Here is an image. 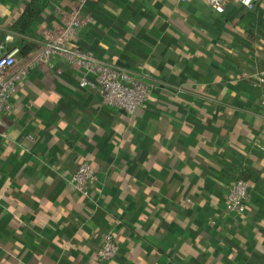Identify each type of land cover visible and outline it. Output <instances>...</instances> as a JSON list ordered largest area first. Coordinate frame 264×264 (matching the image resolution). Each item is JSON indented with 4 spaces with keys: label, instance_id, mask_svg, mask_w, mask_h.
<instances>
[{
    "label": "crops",
    "instance_id": "0c3cea01",
    "mask_svg": "<svg viewBox=\"0 0 264 264\" xmlns=\"http://www.w3.org/2000/svg\"><path fill=\"white\" fill-rule=\"evenodd\" d=\"M0 0V51L30 52L76 0ZM73 41L157 86L132 114L104 106L62 58L19 85L0 114V264H264V0H87ZM98 173L90 195L68 181ZM243 176L248 207H226ZM118 255L102 263L101 234Z\"/></svg>",
    "mask_w": 264,
    "mask_h": 264
},
{
    "label": "built area",
    "instance_id": "2783aa9c",
    "mask_svg": "<svg viewBox=\"0 0 264 264\" xmlns=\"http://www.w3.org/2000/svg\"><path fill=\"white\" fill-rule=\"evenodd\" d=\"M87 0H76L74 8L66 12L61 22L45 33L35 43L33 49L21 56V49L15 46L9 50L0 51V114L14 110V98L19 85L24 82L31 71L43 67L54 58L64 59L68 65L80 74V87L90 86L98 92L104 106L123 109L129 114L146 106L151 98L156 84L139 77L127 69L114 66L98 58L89 49H83L73 41L79 27L94 22L91 14H84L83 8ZM216 10L223 12L229 0H204ZM248 8L261 0H238ZM254 83L264 86V71L255 75ZM264 107V99L262 101ZM264 134V113L261 117ZM3 138L5 132L0 133ZM98 173L88 161L81 162L68 181L84 196L90 195L92 185L98 181ZM250 182L243 176H238L231 182L227 190L226 207L235 214L244 213L249 197ZM120 247L113 230L101 234V244L97 251L102 263L114 259Z\"/></svg>",
    "mask_w": 264,
    "mask_h": 264
},
{
    "label": "trees",
    "instance_id": "16d2710c",
    "mask_svg": "<svg viewBox=\"0 0 264 264\" xmlns=\"http://www.w3.org/2000/svg\"><path fill=\"white\" fill-rule=\"evenodd\" d=\"M46 7L47 5L44 0H32L26 5L22 14L15 21L13 29L24 33L33 23L41 20V15ZM248 206L247 201L246 209L249 208Z\"/></svg>",
    "mask_w": 264,
    "mask_h": 264
},
{
    "label": "clouds",
    "instance_id": "9594fccd",
    "mask_svg": "<svg viewBox=\"0 0 264 264\" xmlns=\"http://www.w3.org/2000/svg\"><path fill=\"white\" fill-rule=\"evenodd\" d=\"M249 2V0H245V3H248Z\"/></svg>",
    "mask_w": 264,
    "mask_h": 264
}]
</instances>
